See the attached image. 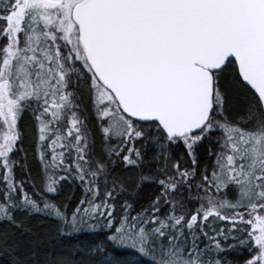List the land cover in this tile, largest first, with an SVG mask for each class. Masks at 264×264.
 <instances>
[{"label": "snow or ice", "instance_id": "1", "mask_svg": "<svg viewBox=\"0 0 264 264\" xmlns=\"http://www.w3.org/2000/svg\"><path fill=\"white\" fill-rule=\"evenodd\" d=\"M0 255L264 264V0H0Z\"/></svg>", "mask_w": 264, "mask_h": 264}, {"label": "trees", "instance_id": "2", "mask_svg": "<svg viewBox=\"0 0 264 264\" xmlns=\"http://www.w3.org/2000/svg\"><path fill=\"white\" fill-rule=\"evenodd\" d=\"M29 225L32 229V232L25 233L22 239L25 241V246L29 241L34 239L36 236H44V230L49 227L48 223L44 222L40 217H34L29 221ZM94 237L89 236L88 234H83L80 237H58L55 240H49L42 244V248L45 250L52 249L56 251H67L69 247L75 248L78 244L89 245L92 243ZM117 262L122 264H127V257L117 256ZM0 264H8V258L0 255ZM115 264V262H114Z\"/></svg>", "mask_w": 264, "mask_h": 264}]
</instances>
